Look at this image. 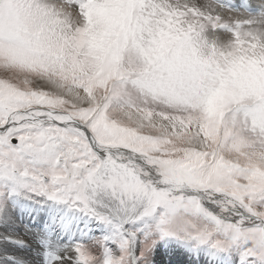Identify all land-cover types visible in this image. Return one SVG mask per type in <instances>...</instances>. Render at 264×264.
I'll use <instances>...</instances> for the list:
<instances>
[{
	"label": "snow or ice",
	"instance_id": "1",
	"mask_svg": "<svg viewBox=\"0 0 264 264\" xmlns=\"http://www.w3.org/2000/svg\"><path fill=\"white\" fill-rule=\"evenodd\" d=\"M0 264H264V0H0Z\"/></svg>",
	"mask_w": 264,
	"mask_h": 264
}]
</instances>
